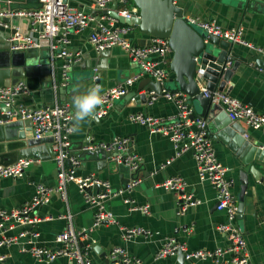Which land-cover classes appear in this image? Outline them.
<instances>
[{
	"label": "crops",
	"instance_id": "1",
	"mask_svg": "<svg viewBox=\"0 0 264 264\" xmlns=\"http://www.w3.org/2000/svg\"><path fill=\"white\" fill-rule=\"evenodd\" d=\"M241 1L245 2L244 8L238 6L244 5ZM175 3L183 9L188 19L213 21L223 28L243 26L246 39L264 48V0H175ZM38 6L39 0H23L9 7L35 8ZM128 7L138 10L132 0H129ZM19 26L22 31L26 29V25ZM89 35V29L73 31L70 34V50L80 53L81 62L74 64L69 73L70 82L65 87L66 100H61V94H58L55 100V102L70 104L73 111V97L85 93L94 86L92 78L95 66L99 68L97 74L103 89L122 85L124 81L140 72L139 65L132 62L118 47L112 49L108 57L102 59L89 43ZM151 38L139 27H134L131 34L134 43L141 46L148 43ZM232 51L242 57L243 61L240 59V64L227 82L225 91L256 111L264 113V56L238 44H234ZM47 53L48 50H40L39 56L32 59H35L38 64L48 62L53 72H61L66 60L56 57L52 61L51 57H46ZM172 58L173 51L170 56V66ZM170 66L169 79L175 76ZM147 78L144 77L132 85L127 93L137 90L139 83ZM25 80L22 81L26 83ZM30 81L36 86L35 94L31 95L30 92L29 95L22 97V101L28 106L49 103L52 94L50 89L44 86V82H50L51 76L46 71H42L39 78H31ZM139 94L149 95L150 91L145 87ZM150 102L117 99L106 116L98 117L99 122L84 123L79 131H75L72 138V155L78 157L81 162L77 175L79 177L94 175L101 181L109 182L113 192L126 186L128 181H132L131 178L135 172L129 168L121 169L108 153L83 152L81 149L87 144V139L97 142L111 141L118 136L126 137L129 140L128 152L137 154L141 158L138 169V179L141 182L126 197L130 202L127 203L126 198L113 196L107 198L105 202L107 210L113 214L116 223L105 222L95 227L94 217L97 208L86 201L84 193L77 185L70 184L67 202L63 201L59 195H55L51 203L39 207L34 212L35 216L52 217V219L31 226L17 225L5 232L0 229V241L3 237L18 238L12 245L0 246V257H6V264H67L68 261L65 258H58L49 263L39 262L31 255L29 249L31 246L56 248L57 235L68 225L67 219H59V217L68 214L73 216V225L76 231L81 233L82 249H89L90 260L95 262L104 263V259L110 257L115 248H120L127 255L140 259L141 264H184L180 262L178 254L164 259L156 258L158 251L168 238H175L180 243H185L188 251H213L230 244L228 235L217 230L218 225L228 222V215L225 211L217 209V194L213 185L199 180L192 153L177 157L174 146L167 137L151 133L146 126L129 120L131 113H143L165 119L176 113L174 103L163 97H159L153 103ZM240 125L246 130L247 136H244L247 139L264 145V135L259 130L249 128L241 122ZM22 130L19 129L13 133L18 135L23 132ZM211 140L219 160L229 169V178L235 182L233 192L237 198L241 191L239 171L242 169L249 174V188L246 192L243 216L236 220V224L246 239L252 264H264V181L255 179L250 173L251 165L246 166L231 145L219 139L211 138ZM5 144H0V161L4 163H14L19 158H35L19 157L17 148L20 145L15 141ZM35 159H39L40 162L30 166L23 178H7L0 182V208L11 210L30 202L35 195V185L38 183L51 187L57 185L58 166L52 152L43 147L39 157ZM252 165L264 178V163L255 161ZM66 167H70L68 163ZM175 176L185 179L187 188L183 191L184 195L193 194L202 202L200 205L181 212V199L184 195L160 186L161 183ZM90 189L91 191L87 192L89 195L105 192L102 188L95 186ZM145 205L149 206V214L134 209V207ZM130 227L150 229L154 235L125 237L123 230ZM24 231H29L30 234L19 237ZM90 239H93V242H90ZM94 245L103 249L105 257H101L92 250ZM185 264L189 263L185 260ZM195 264L213 263L197 261Z\"/></svg>",
	"mask_w": 264,
	"mask_h": 264
},
{
	"label": "built area",
	"instance_id": "2",
	"mask_svg": "<svg viewBox=\"0 0 264 264\" xmlns=\"http://www.w3.org/2000/svg\"><path fill=\"white\" fill-rule=\"evenodd\" d=\"M40 6L35 8H4L0 9V27L15 30L9 41L17 42L12 49L48 50L51 60L56 57L65 59L62 67L63 86L70 82V69L74 64L81 62V55L70 50L73 31L90 30L89 43L98 53L111 50L114 47L122 49L132 62L140 67V72L128 79L122 85L107 88L102 92L105 103L102 109L98 108L99 117L108 114L113 103L127 94L129 88L144 77L152 78L164 84L170 76V56L172 49L168 39L151 38L144 45H138L131 39L134 27L121 24L117 19L107 14H94L87 12L104 11L113 4H117L116 11L126 18L132 17L135 8H129V0H39ZM14 18L29 19V33L25 35L19 25H13ZM194 25L213 35L233 44L245 46L257 54L264 56V48L254 44L245 37L243 26L223 28L213 21L201 19H189ZM231 65V63H228ZM98 68L94 69V85L97 80ZM204 71L199 69L198 75L202 77ZM100 85V84H99ZM153 94L152 91H150ZM30 94L26 83L21 81L16 85L0 87V125H5L14 119L29 120L34 127L36 139H52L54 159L58 166L57 185L47 186L43 183L35 185V195L30 202L11 210L0 208V229L5 232L17 225L31 226L52 219V217L35 216L34 212L42 206L51 203L53 196L59 195L65 202L68 200V187L75 184L84 193L87 202L96 207L94 226H100L105 222L116 223L111 212L106 208V200L110 196L128 197L140 184V179L130 181L118 191H111L109 182L101 181L94 175L79 177L77 169L80 159L72 155L71 143L74 111L68 103L55 102L52 106L33 109L22 101L23 96ZM213 103L220 105L236 122L244 123L247 127L259 130L264 135V113L256 111L253 107L234 98L227 91L215 90L207 94ZM174 103L176 113L170 118L154 117L143 113H131L129 120L146 126L151 133H158L167 137L174 146L176 156L192 153L196 165L198 178L201 182H209L216 190L217 209L225 211L228 222L218 225L217 230L227 234L230 244L227 247H218L213 251L197 250L188 251L185 243H180L175 238H168L158 251L156 258L164 259L183 251L185 260L189 264L197 261H211L213 264H252L246 239L241 229L237 226L238 198L233 192L234 180L229 178V169L219 160L213 142L209 137L208 123L205 119L195 117L194 109L183 92L173 93L163 89L161 96ZM159 97L153 96V103ZM7 116L8 119H5ZM247 136V135H246ZM129 140L126 137H115L111 141H97L82 147L83 152H97L118 154L111 157L116 163L124 164L131 171L136 172L141 164V158L128 152ZM35 158H19L10 165H0V182L7 178H23L27 169L33 164L39 163ZM70 167H66V164ZM100 185L104 193L98 195L87 194V189ZM162 188L181 192L184 195L187 182L181 176H175L161 183ZM130 202L128 198L125 200ZM202 202L193 194L184 195L181 199V212H186L190 207L198 206ZM144 214H149V206L134 207ZM67 219L66 229L57 235L56 248L49 246H31L29 252L39 262H53L58 258H65L67 264H105L90 260L89 249L81 247V233L77 232L73 225V216L59 217ZM125 237L145 236L152 237L154 232L150 229L130 227L124 230ZM30 234L22 232L19 237ZM38 236V234H35ZM17 237H3L0 246L12 245ZM108 264H141V260L133 258L120 248H115L110 254ZM0 264H6V257H0Z\"/></svg>",
	"mask_w": 264,
	"mask_h": 264
},
{
	"label": "water",
	"instance_id": "3",
	"mask_svg": "<svg viewBox=\"0 0 264 264\" xmlns=\"http://www.w3.org/2000/svg\"><path fill=\"white\" fill-rule=\"evenodd\" d=\"M22 1L23 0H0V9L11 8L9 7L10 5L14 6V4L21 3ZM132 1L135 3L138 10L132 11L131 18H126L119 14L116 11L118 8L117 4H113L109 9L104 11H91L89 7L86 11L93 12L97 15L107 14L117 19L121 24L139 27L143 33L152 38L168 39L173 51L170 67L175 76L164 84L147 78L139 83L137 90L125 94L120 97L119 100L134 99L136 101L142 100V103H147L150 102L153 96L161 97L164 88L173 93L183 92L187 95L194 109L195 117L207 121L209 137L214 140L219 139L231 145V148H234L233 150L241 157L243 163L246 166L251 165L250 173L254 175L255 179L263 182L264 178L261 177L259 171L252 165L255 161L264 163L263 143L247 139L245 137L246 130L240 125V122L233 121L227 112L220 105L213 103L207 95L209 92L215 90L224 91L227 82L230 81L233 73L238 68L240 59H243L232 51L234 44L227 40L209 35L205 30L192 24L186 17L183 9L175 3V0ZM242 3H244V5L238 6L244 8L245 2L241 1V4ZM11 22L13 25H17L18 23L19 25H26V29H24L23 33L28 35L29 19L14 18ZM14 32L15 30L0 27V87L13 86L23 79H26V85L31 95H34L36 86L30 79L39 78V74L42 71H46V73L51 76V81L44 82V86L51 91V101L44 105L35 104L30 107L37 109L52 106L58 94H61V100L65 101L67 90L62 83V72H53L52 66L48 62L38 64L36 61L32 60V58L39 56L40 51L36 49H12V46L17 44V42L9 41V38ZM111 50L101 53L96 52V54L100 55L102 59H105L111 53ZM47 54L46 57L51 56L49 51ZM229 62L231 65L228 64ZM94 68H96V66ZM199 69L204 71L202 77L198 75ZM97 83H101L100 77ZM145 87H147L149 91H152L153 94L140 95L139 93ZM104 90L105 89H103V91ZM4 118L8 119L7 116H4ZM91 121L99 122L100 118ZM19 129H23V132L14 135L13 131L16 132V130ZM74 135L75 133L72 138ZM9 141H15L20 145L19 148H17L19 157L37 158L43 147H46L55 155V152L52 150V139H36L34 136V127L29 120L14 119L5 125H0V144L6 145L5 143ZM92 142H94L92 139H87L86 141L87 144ZM97 152L104 153L103 151ZM117 154V152L108 153L110 157ZM10 164L12 163L0 161V165L3 166ZM119 167L123 170L127 169L124 164H119ZM239 172L241 191L238 196L237 219L243 216L246 192L249 188V174L242 169ZM137 178L138 170L132 175L131 180ZM129 182L130 181L126 184ZM96 187L102 188L100 185ZM87 191L89 192L91 189L89 188ZM90 242H93V239H90ZM92 250H95L101 257H105V252L98 245H94ZM178 255L180 262L185 264L186 254L183 251H179ZM109 262V257L104 259L105 264Z\"/></svg>",
	"mask_w": 264,
	"mask_h": 264
},
{
	"label": "clouds",
	"instance_id": "4",
	"mask_svg": "<svg viewBox=\"0 0 264 264\" xmlns=\"http://www.w3.org/2000/svg\"><path fill=\"white\" fill-rule=\"evenodd\" d=\"M102 92V85L96 84L91 86L85 93L77 94L73 97L72 131H79L84 123H88L99 117L100 113L97 109H102L105 103Z\"/></svg>",
	"mask_w": 264,
	"mask_h": 264
},
{
	"label": "rangeland",
	"instance_id": "5",
	"mask_svg": "<svg viewBox=\"0 0 264 264\" xmlns=\"http://www.w3.org/2000/svg\"><path fill=\"white\" fill-rule=\"evenodd\" d=\"M199 29V28H198ZM200 30V29H199ZM33 60V59H32ZM34 61H35V59H34Z\"/></svg>",
	"mask_w": 264,
	"mask_h": 264
}]
</instances>
